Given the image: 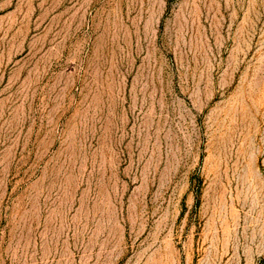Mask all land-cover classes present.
I'll return each instance as SVG.
<instances>
[{
    "label": "rangeland",
    "instance_id": "obj_1",
    "mask_svg": "<svg viewBox=\"0 0 264 264\" xmlns=\"http://www.w3.org/2000/svg\"><path fill=\"white\" fill-rule=\"evenodd\" d=\"M0 264H264V0H0Z\"/></svg>",
    "mask_w": 264,
    "mask_h": 264
}]
</instances>
